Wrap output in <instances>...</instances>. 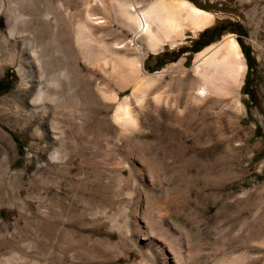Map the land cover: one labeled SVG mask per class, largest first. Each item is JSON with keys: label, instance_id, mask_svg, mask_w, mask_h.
<instances>
[{"label": "rangeland", "instance_id": "374dc122", "mask_svg": "<svg viewBox=\"0 0 264 264\" xmlns=\"http://www.w3.org/2000/svg\"><path fill=\"white\" fill-rule=\"evenodd\" d=\"M185 1L213 21L150 51L128 44L110 0H0V264H149L138 230L184 264H264V0ZM88 8L105 20L89 41ZM228 35L241 80L195 111V55ZM114 57L144 71L102 62Z\"/></svg>", "mask_w": 264, "mask_h": 264}, {"label": "bare ground", "instance_id": "6f19581e", "mask_svg": "<svg viewBox=\"0 0 264 264\" xmlns=\"http://www.w3.org/2000/svg\"><path fill=\"white\" fill-rule=\"evenodd\" d=\"M110 1L113 4L115 0H110ZM104 4L105 3H103V0H94V5L96 9L104 10ZM115 5L116 4H113L114 9L112 8L113 9L112 12L114 11L113 14H115V17L118 19L119 24L125 27L128 30V32H130L131 34L128 44H133L135 40H140V41L142 40L145 43V46L147 45L150 51H156L160 49L166 41H170L172 43L171 40L175 39V38L171 39L172 35L175 34L177 36V35L182 34V28L184 26V22L189 23L190 26L194 30H200L204 26H206L207 24L213 21V16L210 13L204 10H201L199 8H196L194 5H192L191 3L185 0H153L146 7H144L143 9H141L140 11L136 13H133L132 11L129 12V10L126 9V7L122 4L117 5V6ZM94 15L95 13L92 12L91 9L89 8L86 9L84 12L83 22L81 21L78 24L83 30V34H81L83 35L82 38L83 37L87 38V41H89V39L92 38L90 31H88L87 29V25L90 23L95 24V25H100V24H103V21H105L103 19H99L98 16L96 17V15L95 16ZM8 30L7 31L9 32V35L13 36L14 34L13 27L12 28L10 27ZM239 54L240 53L238 51V45L236 41L230 35L224 37L218 43L209 45L206 48H204L202 51H199L198 53H196L195 58H194V68H192L193 75H194L193 80L194 82L195 81L197 82V86L196 88L194 86L195 90L192 92L193 93L192 98L196 101V106L194 109L195 111L199 107H202L207 104L206 99L208 98V96H213L212 101L219 103L220 101L224 99L225 96L229 97L230 94H232V90L234 86L236 85V83H239L237 81L238 79H240L239 78L240 74L244 73L243 71L245 69L243 61H242V57ZM18 59L20 61L21 57H19ZM106 61L110 63L112 70L117 69L118 67H122L124 65H127V66L129 65V67L131 65H136L140 68V70L138 71L143 70L141 60H138L135 58L125 59L124 57L123 58L114 57V58H109L108 60H104L102 62H104L105 64ZM32 63H34L35 65L36 64L38 65V59L36 58V56L35 57L32 56ZM136 66H135V70L137 68ZM133 69H134V66H133ZM36 74H37L36 78L38 79V82H37L38 88H37L36 95L34 98L38 100H42L47 95L44 90V87L42 88V85H41L43 82V76H42L41 71L40 72L38 71ZM157 74L159 75L161 74V72H157ZM101 92H98V94ZM97 96H100V95H97ZM137 96H135V98ZM143 96H144L143 94L139 95V100H138L139 102H141V99L143 98ZM116 98L117 97L114 94L111 100L116 101L117 100ZM125 99L126 98H123L122 101L118 102V105H115V107L117 106L115 114H114L115 120H118L119 116L121 115V114L120 115L118 114L119 111L120 112L122 111L120 110V108L123 105L125 106L124 103H127V102H124ZM184 107L188 108L186 104H184L182 108ZM126 109H125V113L123 116H125L127 120L123 118L125 121L123 119L122 121H124L127 124V122L129 123L130 121V118H129L130 113L127 112ZM190 113H191V110H190ZM120 120L118 121L120 122ZM139 227L140 225L138 226V229ZM134 232L136 231L134 230ZM141 235L142 234L138 230L137 240L142 237L144 241L142 243L144 244L143 246L145 248L142 252H143V255L149 261V264H157V263L158 264H184L185 258H184L183 251L181 250L180 247L173 246V244L171 245V244L157 243L151 237L150 233L148 232L146 234L144 233V235L142 236ZM157 238L160 239V237H157ZM239 262H240L239 264H248L247 259H244V258H243V261H239ZM213 264H223V263H213ZM235 264H238V263H235Z\"/></svg>", "mask_w": 264, "mask_h": 264}, {"label": "trees", "instance_id": "16d2710c", "mask_svg": "<svg viewBox=\"0 0 264 264\" xmlns=\"http://www.w3.org/2000/svg\"><path fill=\"white\" fill-rule=\"evenodd\" d=\"M208 32H210V31H208ZM213 39H214V36L210 35V37L208 38V40L203 45L211 42ZM243 56H244L247 64L250 65L251 57L249 55V51H248L247 48H243Z\"/></svg>", "mask_w": 264, "mask_h": 264}]
</instances>
